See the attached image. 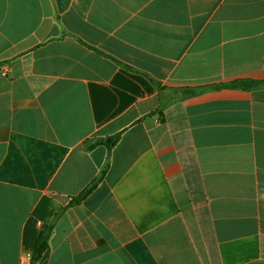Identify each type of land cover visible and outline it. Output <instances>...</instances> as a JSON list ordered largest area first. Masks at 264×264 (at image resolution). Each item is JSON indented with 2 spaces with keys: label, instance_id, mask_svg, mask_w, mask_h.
<instances>
[{
  "label": "crops",
  "instance_id": "crops-1",
  "mask_svg": "<svg viewBox=\"0 0 264 264\" xmlns=\"http://www.w3.org/2000/svg\"><path fill=\"white\" fill-rule=\"evenodd\" d=\"M50 225L36 264H264V0H0V264Z\"/></svg>",
  "mask_w": 264,
  "mask_h": 264
},
{
  "label": "trees",
  "instance_id": "trees-1",
  "mask_svg": "<svg viewBox=\"0 0 264 264\" xmlns=\"http://www.w3.org/2000/svg\"><path fill=\"white\" fill-rule=\"evenodd\" d=\"M262 84L260 82L255 81H238L231 85L234 88H246V89H254L260 87ZM119 137L109 138L105 141L97 142V144L105 145L109 150H111L118 142ZM96 144V145H97ZM104 172L102 173V176ZM102 176L96 180H94L85 190L77 197L72 200L70 203L71 206L78 205L84 200H86L91 193L96 189L99 182L101 181ZM53 233V226L50 225L47 228L42 229L40 236L38 238L37 244L32 251V263L36 264L46 252L49 246V240Z\"/></svg>",
  "mask_w": 264,
  "mask_h": 264
}]
</instances>
